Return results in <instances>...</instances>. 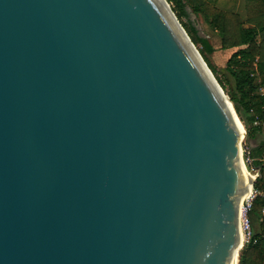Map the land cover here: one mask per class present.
Returning a JSON list of instances; mask_svg holds the SVG:
<instances>
[{
	"label": "water",
	"instance_id": "obj_1",
	"mask_svg": "<svg viewBox=\"0 0 264 264\" xmlns=\"http://www.w3.org/2000/svg\"><path fill=\"white\" fill-rule=\"evenodd\" d=\"M211 74L166 0H0V264H233L259 173Z\"/></svg>",
	"mask_w": 264,
	"mask_h": 264
},
{
	"label": "trees",
	"instance_id": "obj_2",
	"mask_svg": "<svg viewBox=\"0 0 264 264\" xmlns=\"http://www.w3.org/2000/svg\"><path fill=\"white\" fill-rule=\"evenodd\" d=\"M171 5V10L177 20L195 45L208 68L214 74L218 84L223 91L225 86L216 75L214 67L207 59L203 46V39L198 35L194 26L183 21L188 17L184 7L188 6L191 12L201 16L208 21L220 34V47L223 50L237 49L229 63L234 67L232 75L235 78L239 91H243L245 86L250 90L264 85V0H243L245 17H241L237 9L239 0H166ZM247 25V26H245ZM255 78L259 79L255 84ZM253 85V86H252ZM231 100L234 110L241 118L239 101L234 92L225 93ZM246 112L252 114L248 121L253 123L254 118L264 121V97L260 94L242 93ZM261 130L260 126L245 125L246 137L253 136L254 131ZM251 163H246L249 169L255 168L259 176L253 184L254 197L249 209L248 219H259L258 231H252V240L244 244L239 251L238 264H264V141L251 152ZM249 157V156H248ZM255 240V242H253Z\"/></svg>",
	"mask_w": 264,
	"mask_h": 264
},
{
	"label": "rangeland",
	"instance_id": "obj_3",
	"mask_svg": "<svg viewBox=\"0 0 264 264\" xmlns=\"http://www.w3.org/2000/svg\"><path fill=\"white\" fill-rule=\"evenodd\" d=\"M169 7L171 8V5L168 4ZM185 11L188 13V17H184L183 21L194 26L195 29L198 32V35L203 39L205 42L204 45H199L198 48H201L203 46V51L205 52V55L211 65L214 67L216 71V75L218 76L219 79L223 82L225 86L224 92H234L237 100L239 101V107L241 109V122L245 128V125L247 127L249 126H260L261 130L259 131H254L253 136L250 138L244 137L242 138L240 142L241 150H242V158L243 162L247 167V156H249V162L251 163V152L258 147L259 144H261L264 141V121L261 119L258 120V125H254V123H250L248 119L250 118V115L252 114L251 111L246 112L245 107H244V98L242 97L243 92H247L249 96L252 94H260V86L258 88L255 87L254 89L250 90L248 86H245L243 91H239V89L236 86L235 78L232 75V71L234 70V67L229 63V61L232 58L233 53L237 49H228V50H223L220 47V34L219 32L208 22L205 21L201 16L195 15L191 12V9L188 6L184 7ZM236 11L241 17H245V11H244V2L243 0H239L237 4V9ZM173 12V11H172ZM247 26V25H245ZM197 49V48H196ZM198 50V49H197ZM213 74V73H212ZM214 76V74H213ZM215 78V76H214ZM216 79V78H215ZM255 84L259 82L258 78H255ZM217 81V80H216ZM256 84V85H257ZM253 86V85H252ZM248 170L256 175L257 171L255 168H251ZM254 195V191H253ZM252 197V196H251ZM251 199L248 201V204H250ZM246 211V209H245ZM259 219H253L249 220L248 224L249 227L251 228V232H257L259 227H258ZM243 247V246H242ZM241 247V248H242ZM240 251V250H239ZM238 251V255H239Z\"/></svg>",
	"mask_w": 264,
	"mask_h": 264
},
{
	"label": "bare ground",
	"instance_id": "obj_4",
	"mask_svg": "<svg viewBox=\"0 0 264 264\" xmlns=\"http://www.w3.org/2000/svg\"><path fill=\"white\" fill-rule=\"evenodd\" d=\"M179 22V21H178ZM196 48V47H195ZM201 56V55H200ZM203 59V58H202ZM205 62V61H204ZM207 66V65H206ZM208 67V66H207ZM209 69V68H208ZM212 73V72H211ZM212 76H213V74H211ZM213 78H214V76H213ZM213 80H215L216 81V79L214 78ZM217 82V81H216ZM218 83V82H217ZM221 87V86H220ZM222 89V88H221ZM223 90V89H222ZM220 92V91H219ZM223 93L225 94V92L223 91ZM226 100V99H225ZM226 103H227V106H228V108L231 110L232 108H233V111H235L234 110V107H233V104L232 103H230V102H228V100H226ZM235 113V116H234V114H233V117H234V119H235V122H236V124H237V126L239 127V129L241 130V133H242V138H244L245 136V133H246V131H245V128H244V126H243V124H242V122H241V120L239 119V117H238V115L236 114V112H234ZM242 164V166H243V168H244V170H245V173H246V176H247V179H248V182H249V185H250V182L255 178V176L256 175H254V174H252L249 170H248V168H246V166H245V164H244V162H242L241 163ZM252 194H253V189H252V187H251V185H250V191H249V193L247 194V195H244V196H242L241 197V199H240V202H239V227L241 226V220H242V218H243V216L245 215V209H246V205L248 204V201L250 200V198H251V196H252ZM240 230V237H241V245H239V247H238V249H237V251L235 252V254H234V259H233V264H238V251L241 249V247H242V243H243V237H242V231H241V229H239Z\"/></svg>",
	"mask_w": 264,
	"mask_h": 264
},
{
	"label": "built area",
	"instance_id": "obj_5",
	"mask_svg": "<svg viewBox=\"0 0 264 264\" xmlns=\"http://www.w3.org/2000/svg\"><path fill=\"white\" fill-rule=\"evenodd\" d=\"M260 95L264 97V85L260 86ZM253 123H254V125H258L257 117L254 118ZM241 153H242V150H241ZM246 160L248 163L249 162L248 156H247ZM260 194L264 196V192H262ZM253 197H254V195L252 194L251 198H253ZM249 205L250 204H247L248 209H249ZM262 213L264 214V208L262 210ZM248 221H249V219H248L247 213L245 212V215L243 216V218L241 220V226H240V229L242 231V237H243L242 246L244 244H247L248 242H250L252 240V232H251V228L249 227ZM253 242H255V240H253Z\"/></svg>",
	"mask_w": 264,
	"mask_h": 264
}]
</instances>
